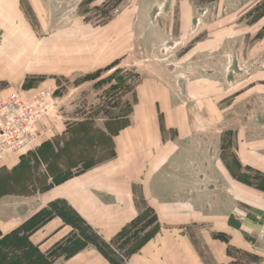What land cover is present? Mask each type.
I'll return each instance as SVG.
<instances>
[{
	"label": "rangeland",
	"instance_id": "374dc122",
	"mask_svg": "<svg viewBox=\"0 0 264 264\" xmlns=\"http://www.w3.org/2000/svg\"><path fill=\"white\" fill-rule=\"evenodd\" d=\"M19 5V25L29 31L23 32L26 42L35 40L34 57L25 58L23 68L27 72L34 59L43 73L20 85L0 81V97L12 89L22 95L48 86L39 93L51 92L47 122L55 129L49 140L57 145L47 150L48 163L41 156L45 149L36 145L14 172L1 171L0 195L31 196L52 185L49 177L56 182L62 173L111 159L112 137L130 125L152 91L164 141L183 152L176 161L179 184L208 187L210 210L226 212L244 235L248 248L230 247L231 264H264V0H19ZM76 58L83 71L68 64ZM63 126L71 136H64ZM62 141H73L68 147L75 156L73 171ZM55 207L73 218L76 231L51 254L43 253L51 263L72 247L69 242H83L82 236L99 240L102 248L103 241L67 206ZM142 215L144 221L126 236L103 246L115 264L128 257L135 238L154 228V213L147 209ZM199 248L206 253L201 243Z\"/></svg>",
	"mask_w": 264,
	"mask_h": 264
},
{
	"label": "crops",
	"instance_id": "0c3cea01",
	"mask_svg": "<svg viewBox=\"0 0 264 264\" xmlns=\"http://www.w3.org/2000/svg\"><path fill=\"white\" fill-rule=\"evenodd\" d=\"M20 16L19 0H0V81H19V85L29 75L43 73L36 70L34 59L27 72L23 68L25 58L34 57L35 40L26 42L24 33L29 31L19 25ZM76 60L68 64L74 63L76 70L83 71L84 64L79 65L78 58ZM46 87L24 91L21 96L30 99ZM12 90L2 94L0 102L14 94ZM149 94L138 106L130 125L112 137L114 156L111 159L74 173L60 183L52 182L49 177L52 185L31 196L1 193L0 238L19 229L40 212L48 211L53 214L30 234V240L45 255L51 254L53 247L76 231L63 217L52 212L53 205L63 203L107 244L145 210L154 213L159 231L138 252L123 257L120 264H231L230 247L248 248L242 232L230 225L227 213L210 210L208 187L203 185L197 190L179 184L181 172L176 161L183 152L177 150L176 144L164 141L157 104ZM47 110L35 132L44 133L37 147L45 149L41 156L48 163L46 152L55 151L57 144L49 140L55 127L47 122L51 113L49 106ZM84 125L81 124L80 129ZM61 130L65 137L72 135L67 126ZM72 142L60 143L66 162L75 160L68 148ZM27 153L5 154L0 161V173L3 170L14 172L20 158ZM72 161L69 171L76 168ZM77 240L69 242L72 247L64 248L55 264H115L92 244L72 253L70 249ZM200 243L205 254L199 248Z\"/></svg>",
	"mask_w": 264,
	"mask_h": 264
},
{
	"label": "trees",
	"instance_id": "16d2710c",
	"mask_svg": "<svg viewBox=\"0 0 264 264\" xmlns=\"http://www.w3.org/2000/svg\"><path fill=\"white\" fill-rule=\"evenodd\" d=\"M71 175L62 174L59 177V181H56L57 183L63 182L67 179H69ZM56 205V204H55ZM53 205V212L59 214L61 217H63L68 223L73 225V219L71 216H67V214L62 211L58 210V208ZM75 218H77L80 222L81 220L73 213ZM53 213L48 211H42L33 218H31L29 221H27L25 224H23L19 229L13 231L12 233L0 238V264H53L51 263L47 256L43 254V252L40 250L38 246H35L31 240H30V234L35 231L44 221H46ZM144 221L143 215L139 216L135 221H133L129 226H127L119 235L117 238H123L127 235L129 230L136 228L137 225H139L141 222ZM84 224L83 222H81ZM152 224H154V228H151V230L146 231L144 236L141 238H135L136 242L130 247L128 251V256L133 255L134 253L138 252L149 240H151L156 233L159 231V225L156 224V219L152 221ZM85 225V224H84ZM86 226V225H85ZM87 228H89L87 226ZM78 229V228H77ZM90 229V228H89ZM91 230V229H90ZM143 231V232H144ZM83 242H76L75 246L72 248L71 252H77L78 249L85 247L88 244L95 245L99 248V250L109 259L110 257L106 254V252L103 249L104 247H107V243L102 242V248L100 244L98 243L99 240H95L93 238H83ZM111 262H113L111 260Z\"/></svg>",
	"mask_w": 264,
	"mask_h": 264
},
{
	"label": "built area",
	"instance_id": "2783aa9c",
	"mask_svg": "<svg viewBox=\"0 0 264 264\" xmlns=\"http://www.w3.org/2000/svg\"><path fill=\"white\" fill-rule=\"evenodd\" d=\"M51 92L44 91L30 99L16 92L0 102V161L7 153H25L34 150L44 136L35 127L47 115V99Z\"/></svg>",
	"mask_w": 264,
	"mask_h": 264
}]
</instances>
